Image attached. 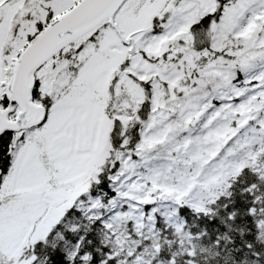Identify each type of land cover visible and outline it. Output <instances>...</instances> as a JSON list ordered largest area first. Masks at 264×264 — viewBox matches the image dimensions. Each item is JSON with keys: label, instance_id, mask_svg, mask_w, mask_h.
<instances>
[{"label": "snow or ice", "instance_id": "1", "mask_svg": "<svg viewBox=\"0 0 264 264\" xmlns=\"http://www.w3.org/2000/svg\"><path fill=\"white\" fill-rule=\"evenodd\" d=\"M0 264H264V0H0Z\"/></svg>", "mask_w": 264, "mask_h": 264}]
</instances>
